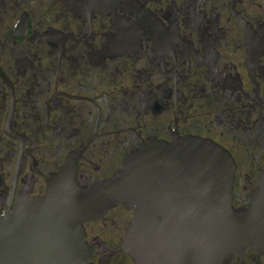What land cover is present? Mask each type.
<instances>
[{"label": "flooded vegetation", "instance_id": "af4514ba", "mask_svg": "<svg viewBox=\"0 0 264 264\" xmlns=\"http://www.w3.org/2000/svg\"><path fill=\"white\" fill-rule=\"evenodd\" d=\"M186 137L229 152L247 208L264 169V0H0V213L64 171L90 188ZM131 220L116 205L85 224L96 264H135ZM230 264H264V247Z\"/></svg>", "mask_w": 264, "mask_h": 264}, {"label": "water", "instance_id": "95a60500", "mask_svg": "<svg viewBox=\"0 0 264 264\" xmlns=\"http://www.w3.org/2000/svg\"><path fill=\"white\" fill-rule=\"evenodd\" d=\"M123 164L90 188L64 171L47 194L0 213V264H96L85 224L116 205L132 211L123 252L135 264H230L264 247V169L248 207L236 209L235 162L215 142H151Z\"/></svg>", "mask_w": 264, "mask_h": 264}]
</instances>
